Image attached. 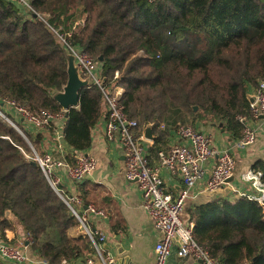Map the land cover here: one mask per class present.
Wrapping results in <instances>:
<instances>
[{"label":"trees","instance_id":"obj_1","mask_svg":"<svg viewBox=\"0 0 264 264\" xmlns=\"http://www.w3.org/2000/svg\"><path fill=\"white\" fill-rule=\"evenodd\" d=\"M30 2L36 13L0 0V111L36 148L52 138L53 128L36 134L26 129L12 102L33 114L64 111L53 98L68 80L67 50L58 34L101 64L105 86L119 73L122 104L138 122L136 133L151 124L157 135L151 162L167 148L170 130L182 125H214L235 140L244 135L247 125L237 117H250L248 94L264 80V0ZM107 114L102 89H84L79 106L64 111L69 149H89L93 128ZM252 171L264 186V159ZM86 184L80 192L88 204ZM7 209L16 227L5 219ZM184 218L221 264H264V204L258 200L237 195L187 201ZM79 227L24 137L0 113V236L15 243L6 230L16 229L32 237L29 247L39 258L62 264L92 250L85 232L72 234Z\"/></svg>","mask_w":264,"mask_h":264},{"label":"built area","instance_id":"obj_2","mask_svg":"<svg viewBox=\"0 0 264 264\" xmlns=\"http://www.w3.org/2000/svg\"><path fill=\"white\" fill-rule=\"evenodd\" d=\"M14 1L26 12H35L30 0ZM58 36L66 46L67 52L74 55L75 64L81 76L89 79L86 89L97 86L104 93L108 112L105 117L106 138L121 147L125 157L126 178L129 181L138 182L142 194V207L147 210L154 226L161 233L155 245V264H167L174 246L177 247L180 258H193L192 264H221L219 260L212 257L207 248L195 240L193 224L187 223L184 218L185 207L192 191L198 185L203 184L204 189L211 192L231 183L228 180L237 168L234 149L246 148L257 140V132L248 127L247 122L252 118L258 119L264 116V80L253 91L256 101L250 103V117L243 115L237 117L245 122L247 127L244 135L236 140L234 146L219 150L210 132L199 125H182L175 129V134L180 141L160 150L157 164H154L150 159L152 142L145 137L144 132L136 133L137 120L129 118L124 111L122 99L125 88L116 81L119 73L112 84L105 86L101 64L64 36L60 34ZM12 105L13 115L33 133L53 128L54 141L48 142L50 145L43 144L44 154L40 155L35 149L33 153L50 184L64 199L70 213L77 218L92 242V250L86 257V264H114L115 257L104 247L106 242L104 231L93 225L97 217H105L104 211L94 204H85L79 192L68 194L63 188L66 181L80 185L91 176L98 166L97 158L84 153L85 151L69 149L65 144L64 109L58 113L43 111L40 114H33L22 105L15 102H12ZM0 113L17 129L18 126L12 120L1 111ZM19 130L24 134L20 127ZM68 154L72 157L71 160L67 158ZM208 165L212 166L209 175ZM162 167H166L172 175H180L181 188L177 193L168 189ZM247 181L258 193L250 194L240 190V195L264 204V186L260 182L259 175L251 170ZM5 219L13 225L17 223L16 216L9 209L5 212ZM31 240L32 237L25 236L16 244L0 238V259L16 264L31 263L32 259L28 253Z\"/></svg>","mask_w":264,"mask_h":264},{"label":"crops","instance_id":"obj_3","mask_svg":"<svg viewBox=\"0 0 264 264\" xmlns=\"http://www.w3.org/2000/svg\"><path fill=\"white\" fill-rule=\"evenodd\" d=\"M195 125L201 126L213 135L214 142L219 150L234 146L236 142L229 133L219 127L214 125L205 126L201 122H197ZM247 125L257 132V140L253 145L246 148L234 149L237 160L236 179L229 185L211 192L206 191L204 185L200 184L192 191L188 202L202 203L215 196L229 197L231 194L237 196L240 194V190L250 194L258 193L247 181V176L252 170L253 163L258 159H264V116L258 119H250ZM175 129L170 130L167 148L171 144L180 141L175 134ZM51 140L54 141V138H49L46 141L48 143ZM151 142L153 148L154 141ZM48 145L50 144L48 143ZM151 151L152 149L150 150V157ZM84 153L97 158V168L80 185L72 181H66L63 184L64 191L68 194L79 192L81 195L80 187L87 183V188L91 189L88 196L90 203L88 204H94L105 213V217H97L93 221V225L104 231L106 235L104 247L115 257L114 264H155V245L160 239L161 233L154 226L147 210L142 207V194L138 182L129 181L126 178L125 157L121 147L106 138L105 117L93 128L92 145ZM157 161L152 163L157 164ZM211 168L212 166L208 165V175ZM161 170L168 189L177 193L181 188L180 175L170 174L166 167H162ZM13 226L16 227V224ZM78 231L84 232L81 225L79 228L72 230V234H76ZM6 237L17 244V241L24 239L25 235L20 234L16 229H8L6 230ZM0 238L2 237L0 236ZM124 252H129V254L123 256ZM28 253L32 259L29 264H48V262L34 254L30 247ZM87 255L70 261L64 260L62 264H86ZM3 262L16 264L8 261ZM192 262L193 258L191 257L180 258L176 246H174L167 260V264H192Z\"/></svg>","mask_w":264,"mask_h":264},{"label":"water","instance_id":"obj_4","mask_svg":"<svg viewBox=\"0 0 264 264\" xmlns=\"http://www.w3.org/2000/svg\"><path fill=\"white\" fill-rule=\"evenodd\" d=\"M37 15V14H35ZM67 58V73L68 80L67 83L63 86L62 90H57L53 93V98L60 104L64 110H69L71 108H76L80 104L81 93L89 85V79H84L79 73L78 67L75 64L74 55L66 53ZM100 61H103V57L99 58ZM248 99L250 103L256 101V96L249 93ZM198 107H195L194 110H197ZM145 137L150 141H155L157 135L153 132V127L151 124H148L144 129ZM236 179V173H234L228 180V182H233ZM129 252H124V255H128Z\"/></svg>","mask_w":264,"mask_h":264},{"label":"rangeland","instance_id":"obj_5","mask_svg":"<svg viewBox=\"0 0 264 264\" xmlns=\"http://www.w3.org/2000/svg\"><path fill=\"white\" fill-rule=\"evenodd\" d=\"M25 107V106H24ZM25 108H27V107H25ZM28 109V108H27ZM29 110V109H28ZM30 111V110H29ZM20 127V126H19ZM19 127H17V130H18V132L24 137V139L26 140V142L28 143V145H29V147L31 148V150H32V158H34L35 159V157H34V153H33V149H35L40 155H43L44 154V150H42V148H36L35 146H34V144H32V142L30 141V139H29V137L24 133V134H22L21 132H20V130H19ZM20 129L24 132V129L22 128V127H20ZM44 145H47V142H45L44 143ZM36 160V159H35ZM37 161V160H36ZM38 162V161H37ZM240 195V194H239ZM240 196H242V195H240ZM236 196H235V194H231L230 196H229V198H231V199H234ZM28 248H29V245H28ZM6 264V263H5Z\"/></svg>","mask_w":264,"mask_h":264}]
</instances>
